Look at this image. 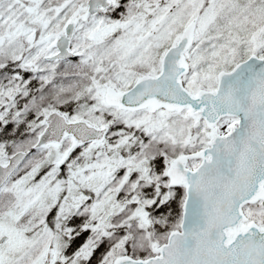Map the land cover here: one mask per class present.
I'll use <instances>...</instances> for the list:
<instances>
[{
	"label": "snow or ice",
	"instance_id": "snow-or-ice-1",
	"mask_svg": "<svg viewBox=\"0 0 264 264\" xmlns=\"http://www.w3.org/2000/svg\"><path fill=\"white\" fill-rule=\"evenodd\" d=\"M0 264H264V0H0Z\"/></svg>",
	"mask_w": 264,
	"mask_h": 264
}]
</instances>
